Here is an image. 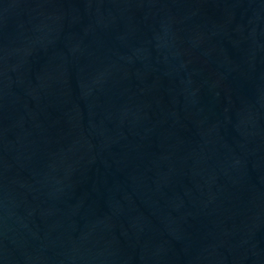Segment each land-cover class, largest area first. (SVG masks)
Returning a JSON list of instances; mask_svg holds the SVG:
<instances>
[{"label": "water", "instance_id": "95a60500", "mask_svg": "<svg viewBox=\"0 0 264 264\" xmlns=\"http://www.w3.org/2000/svg\"><path fill=\"white\" fill-rule=\"evenodd\" d=\"M0 264H264V0H0Z\"/></svg>", "mask_w": 264, "mask_h": 264}]
</instances>
